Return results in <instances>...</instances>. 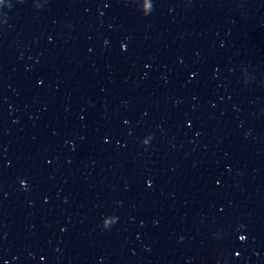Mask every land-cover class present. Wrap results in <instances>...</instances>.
<instances>
[{
	"label": "water",
	"instance_id": "obj_1",
	"mask_svg": "<svg viewBox=\"0 0 264 264\" xmlns=\"http://www.w3.org/2000/svg\"><path fill=\"white\" fill-rule=\"evenodd\" d=\"M9 4L0 264H264V0Z\"/></svg>",
	"mask_w": 264,
	"mask_h": 264
},
{
	"label": "clouds",
	"instance_id": "obj_2",
	"mask_svg": "<svg viewBox=\"0 0 264 264\" xmlns=\"http://www.w3.org/2000/svg\"><path fill=\"white\" fill-rule=\"evenodd\" d=\"M9 6H10V4H9V0H0V8H8ZM35 6H36V7H39V4H36ZM3 23H4L3 19H0V24H3ZM149 139H150V137L145 138V139L142 141V143L147 144ZM112 223H114V219L111 220L108 224H105V223L103 222V219H102V220H101V227H103V228H107V227H108L110 224H112Z\"/></svg>",
	"mask_w": 264,
	"mask_h": 264
},
{
	"label": "snow or ice",
	"instance_id": "obj_3",
	"mask_svg": "<svg viewBox=\"0 0 264 264\" xmlns=\"http://www.w3.org/2000/svg\"><path fill=\"white\" fill-rule=\"evenodd\" d=\"M106 223H108V222H106ZM240 239H244V237H240Z\"/></svg>",
	"mask_w": 264,
	"mask_h": 264
}]
</instances>
